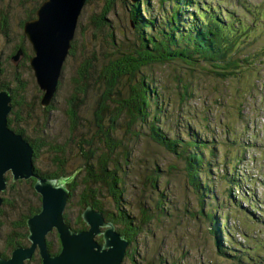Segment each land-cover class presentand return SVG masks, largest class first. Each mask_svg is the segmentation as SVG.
Listing matches in <instances>:
<instances>
[{"label":"trees","instance_id":"16d2710c","mask_svg":"<svg viewBox=\"0 0 264 264\" xmlns=\"http://www.w3.org/2000/svg\"><path fill=\"white\" fill-rule=\"evenodd\" d=\"M123 1L102 0L101 7L98 9L99 13L97 10L91 13V21L96 20V30L106 35L102 42L97 41L96 49L93 48V42L91 47L89 45L91 36L88 37L83 31L81 39H77L76 31L67 56V61L70 59L73 64L69 65L67 70L64 66L63 78L59 80L54 100L48 106L43 107L40 104L41 92L32 72L31 78L35 93L31 95L27 80L22 79L20 75L22 74L19 70L22 68L20 65L15 67L16 69L13 68L11 78L0 81V89H10L12 96V109L8 115L9 127L21 133L33 147L34 170L38 175L52 180L60 179L62 185L69 191V199L76 191L78 201L84 209L91 206L101 211L106 221L114 225L121 224L115 226L116 231L129 242L124 260L127 257L133 264H176L184 252L177 257L169 254L168 258H165L156 251L149 259L147 250L144 255L141 253L135 255L140 246L136 239L141 232L153 230L152 236L155 240L157 238V228L154 227L156 224L168 222V224L178 226L181 214L188 212L189 219L203 228L212 257L217 256L230 264H264V219L261 215L251 213V210L241 209V212L238 208L234 210L227 207L226 202L229 196H235V199L238 197L244 201L250 200V204H252L251 200H259L256 192L251 188L250 169L242 164L245 161L242 160L245 155H238L237 158H232L229 154L222 155L226 172L221 177L226 185L224 189L226 198L217 204L211 202L214 196L208 185L209 175L206 170L210 162L206 150L208 152L209 150L197 136H195L196 140L191 138L184 141L175 133L167 134L161 129V122L165 118L163 115L164 101L162 97V99L158 97L159 94L156 98L151 95L152 93L150 94L151 77L144 72L148 66L152 67L153 72H158L163 69L164 65H171L172 61H183L184 64H190V66L197 65L200 61H208L214 62L212 65L218 76L225 77L228 72H233L232 70L227 71L230 64L232 67L229 68L232 69L237 66L230 62L228 55L252 38L248 26L225 11L221 14L218 4L206 0H158L162 11L155 15L147 12L146 17H142L140 10H137L140 0ZM122 3L132 5L131 9L128 5L124 6L127 10L130 9L129 17L135 24L134 28L130 26L129 29V34L133 37L131 41L125 33L118 38L110 30L114 8ZM183 5L192 7L193 11H184L183 15H180ZM145 6L147 7L146 3ZM37 8L26 9V15L21 18L24 21L33 18ZM144 11L148 9L145 8ZM0 15L7 17L4 14ZM5 17L3 20L0 19L1 28L8 24ZM77 27H79V22ZM20 28L22 31V27ZM190 29L193 30L192 33ZM15 42L13 51L16 52L21 48L23 58H27L30 49L24 43V34L20 33L19 38H15ZM90 50L92 53L89 59ZM261 55L258 62L264 61V48L261 49ZM262 76H264V70L257 75V79ZM185 79L182 82L180 78H174V88L177 92L179 90L183 101L192 94L191 84ZM176 85L181 88L178 89ZM152 90L157 92L155 88ZM86 91L87 94H85ZM64 92L65 97L62 94ZM88 95L90 96L88 103L92 108V119H88L89 138L82 139L78 149L79 164L72 168L71 158L66 159L65 157L68 138H65L63 134L58 137L51 133V130L46 127V122L56 124L55 115L52 112L58 109L56 103L59 100L56 97L62 96L64 104L60 108L61 114L69 132L72 133L78 124H82V99L86 101ZM38 109H40L39 114H37ZM122 121H125L129 129L138 123L147 124L150 132H147L148 137L165 148L164 156L172 159L171 155L174 154L180 160L176 161V164H171L167 172L174 174L185 193H188L189 185H192V189L202 187L206 193H209L211 201H208L204 194H198L196 206L190 199L185 201L181 207L176 205V200L171 198V186L160 184L161 176L165 173L161 172L160 161L153 158L146 159L144 168L147 177L150 178L153 192L155 189L158 190V197L153 199L154 204L151 206V202L148 201L142 206L139 205L138 214L119 207L124 196L123 178H127L122 172L137 158L139 144L142 143L138 132L123 130ZM227 132L230 136H234L229 127ZM238 144L240 141L237 142ZM251 147L254 148V145ZM215 148L217 149V145L213 146L210 152L216 158ZM42 149L47 153V160H43L40 156L39 150ZM43 161L47 162L51 169L41 170L39 164ZM7 173L6 177L9 181ZM199 173L203 174V178L198 177ZM23 182L29 195L37 199L38 203L33 204L31 199L24 202L20 197L19 200L27 206L23 213H20L22 211L16 213L17 217L11 221V233H6L5 237H2L0 257L3 258L8 257L16 247L30 243L26 219L40 211L41 197L34 190L35 179L31 178ZM232 189L238 192L233 193ZM102 192H106L114 200L117 208L115 215L111 216L102 209L100 199L103 196ZM244 196H248L249 199ZM258 204L262 205L261 202ZM213 209L217 212L213 213ZM78 218L74 226L71 225L72 228L76 231L86 229L87 225L81 219L80 214ZM233 218L236 219L234 222L231 221ZM258 224L261 229L256 231ZM208 232L214 235V239H209ZM235 234L239 235L242 241H236L233 238ZM222 239L229 243H227L229 249L224 248ZM98 240L101 241L100 238ZM46 241L51 253H54L47 237ZM146 245L148 247L149 242ZM163 247L164 244H161L159 251ZM59 250L60 246L55 253ZM32 260H36L38 264L42 262L38 253H35L29 261Z\"/></svg>","mask_w":264,"mask_h":264},{"label":"rangeland","instance_id":"374dc122","mask_svg":"<svg viewBox=\"0 0 264 264\" xmlns=\"http://www.w3.org/2000/svg\"><path fill=\"white\" fill-rule=\"evenodd\" d=\"M42 1L43 0H0V14L7 15L8 17L4 16L8 24L6 26L2 25V28L0 27V81H6L7 78H11L13 68L20 65V67L23 68L19 69L22 73L20 75L22 79L24 78L27 80L26 83L31 95L35 93L31 72H34L32 66L35 67L33 59L36 54L32 52V44L25 33L24 43L26 47L30 49L27 58H23V54H20L18 51L14 52L13 46L16 44L15 38H19L20 33H23V23L25 21L21 17L24 18L26 15L25 10H31L34 7L37 8ZM206 1L218 4L221 14L225 11L231 14L233 18L240 19L248 26L249 32L252 35V38L244 42V44L240 45L228 55L227 58L230 62L237 65L233 69L229 68L232 67V64L228 67L227 71L232 70L233 72H228L225 77L218 76L212 65L214 62L210 63L208 61H200L197 65L193 64L192 66H190V64H184L183 61H172L170 62L171 65H164L163 69L158 72H153L151 66H148L144 72L151 77L150 94L152 93L151 95L155 98L159 94L160 96L158 95V97H160V99L163 98L164 101L163 115L165 118L161 122V129L167 134H170V132L175 133L184 141L191 138L196 140L198 137L200 141L205 143L206 149L209 150V152L206 150V155L210 159L209 166L206 170L209 175L208 185L211 187L212 191H210L214 199L211 201L209 193H206L202 187L192 189V185H189V189L187 190L188 193H185L179 181L174 177V174H169L167 172L171 164H176V161H180L177 156L174 154L171 155L172 159L164 156L165 148L156 144L148 137L147 132H150L147 124L138 123L135 127L129 129L125 121H122L121 126L123 130H129L133 133L138 132L142 143L139 144L140 149L137 158L122 172L127 178H123L125 182L124 196L119 207L125 210H132L133 213L138 214L139 205L142 206L148 203V201L151 202V206L154 204L153 199L158 197V190L155 189L153 192L150 178L147 177V172L144 168L147 161L146 159L150 160L153 158L160 161L161 172L165 173L161 176L160 184L163 186L167 184L171 186V198L176 200V205L181 207L185 201L190 199L194 206H196L198 194H204L208 201L210 200L214 204H217L218 202L224 201L226 198L224 190L226 189V185L221 177V175L226 172L222 155L229 154L230 157L237 158L238 155L244 154L245 156L242 160L244 159L245 161L242 164L248 166L250 169L252 178L251 188L256 192L260 201L258 199L251 200L252 204H250V200L244 201L241 198L237 197L235 199V196H229L226 198L227 207L234 210L238 208L241 212V209L251 210V213L254 215H261L264 219V76L257 79V75L264 70V61L258 62L262 57L261 49L264 48V0ZM101 2L102 0H88L81 10L79 27H77L78 29L76 28L78 33L77 39H81L84 31V34H87L88 37L91 36L89 45L91 47V43L93 42V48L95 49L97 48V41L102 42L106 36L96 30V20L91 21L90 18L91 13L96 10L99 13L98 9L101 7ZM123 2H125V0ZM127 5L130 9L132 8V5L124 3H122V5L118 4L116 8H114L111 16L112 24L110 30L118 38L125 33L131 41L133 37L129 34V29L130 26L134 28L135 24L129 17L130 9L127 10V7H124ZM159 6L158 0H140L137 10H140L142 17H146L147 12H149L150 15L160 13L162 10ZM145 8L148 9V11H144ZM184 11L190 12L193 11V8L183 5L180 10V15H183ZM4 17L0 15L1 20H3ZM184 18L186 19V16H184ZM224 20L226 19L224 18ZM20 27H22V31ZM183 28L187 29L186 26H183ZM192 32L193 30L190 29V33ZM5 34H8V36H5ZM12 51L14 52L13 54ZM91 53L90 50L88 54L89 59L91 58ZM31 58L32 66L30 63ZM72 64L73 61H70V59L67 61L66 57L62 70H64V66L67 70L69 65ZM172 67H174V69H172ZM222 71L227 73L225 70ZM175 77L180 78L182 82L183 79L186 78L185 80L191 84L192 94L184 101L181 100L179 90L177 92L174 88ZM62 78L63 75L61 74L60 80ZM152 88H155L157 92H154ZM43 93H45L44 90L42 91V94ZM87 93L86 91L85 94ZM62 94L65 97V92ZM64 97L57 96L56 99L59 100L56 103L58 109L55 111L51 110L53 111L52 114L55 115L56 124L54 122H50L49 124L46 122V127L48 130H51V133H54V135L60 137L63 134L65 138H68L69 141L66 139L68 146L66 148L65 157L66 159L71 158V163H73L72 168H75L79 164L78 149L79 146H81L82 139L84 137L89 138V134L87 133L89 129L88 119H92V108L88 103L90 99L88 95L86 101L82 99V124H78L73 130L74 132L72 131V133H70L60 109L64 104ZM39 112L40 109L37 110V114H39ZM228 127L230 131L234 133V136L228 134ZM36 135H38V133H36ZM239 141L240 144L237 145ZM216 145L217 157L215 158L210 151L212 147ZM252 145H254V148L251 147ZM39 151L42 159L47 160L46 151H43V149ZM39 166L43 171L51 169L50 165L44 161L39 164ZM12 174L9 172L7 173L10 180L8 181L6 189L2 192L3 200L5 199V201L2 202L0 208V246H2V237L6 233H11L10 223L17 217L18 214L16 213L20 211H22L20 213H23L25 211L27 204L21 202L19 200L20 197H22L24 202L27 199H31L33 204L37 205L38 203L37 199L35 200L29 195L23 179L13 181L11 180ZM121 176L123 177V175ZM198 177L203 178V174L199 173ZM183 185H185L184 181ZM252 190L250 192H252ZM232 192L237 193L238 191L232 189ZM102 193L103 196L100 197L102 209L105 210L106 213H110L111 216L115 215L117 208L114 200L106 192ZM162 194L165 195V193ZM244 197L249 199L248 196ZM6 198L8 199L7 201ZM258 202H261L262 205L259 206ZM41 205L42 203H40V208ZM83 209L84 207L78 201L76 191L73 192V196L69 199L64 210L65 218L70 225L74 226V222L79 219L78 215L80 214L81 216ZM260 211H262V213ZM212 212L216 213L217 210L213 209ZM179 220L178 226L168 224V222L156 224L154 226L157 228V238L155 240L152 236L153 230L141 232L136 239L140 243V246L135 255H138V253L144 255L147 250L149 259L153 257L156 251L161 253L163 257L168 258L169 254H173L177 257L180 253L184 252V255L178 259L176 264H230L228 261L220 259L217 256H211L212 254L209 253V247L204 237L203 228L200 224L194 223L189 219L188 212L181 214ZM235 220L234 218L231 219L232 222ZM117 225L121 224L118 223L115 226ZM259 229H261V226L258 224L256 226V231H259ZM100 230L101 233L96 234L95 237L97 242L104 241L102 233L104 230L102 227H100ZM207 234L209 239H214V235L211 232ZM46 237L51 243V249L55 253L60 246L57 232L55 230L48 232ZM98 238H100L101 241H99ZM233 238L236 241H242L237 234H235ZM222 240L224 248L227 247L229 249V243L224 239ZM147 242H149L148 247L146 245ZM161 244H164V247L159 251V246ZM31 245L32 242L24 246L31 247ZM11 255L0 258L9 259ZM27 264L38 263L36 260H32ZM123 264L133 263L126 257Z\"/></svg>","mask_w":264,"mask_h":264},{"label":"water","instance_id":"95a60500","mask_svg":"<svg viewBox=\"0 0 264 264\" xmlns=\"http://www.w3.org/2000/svg\"><path fill=\"white\" fill-rule=\"evenodd\" d=\"M86 0H72L73 13L68 11L56 14L61 9L56 0H44L36 10L35 17L24 22L25 33L31 42V50L36 56L30 59L33 76L41 90L40 104L43 107L53 102L57 92L62 66L74 39L81 10ZM52 12V13H51ZM36 16L38 18H36ZM55 21L54 30L45 27ZM22 54V49L17 50ZM45 93L42 94V91ZM10 89L0 90V207L2 192L6 189V173L11 180L34 178L35 190L41 197V208L37 214L28 217V239L31 247H18L12 251L11 258H0V264H23L35 249L41 256L42 264H120L127 247V240L114 231L112 223H105L101 214L89 206L82 217L88 228L76 231L66 221L64 210L69 201V191L60 179H49L38 175L34 170L33 147L21 133L8 125V115L12 109ZM100 226H111L103 233L104 244L95 240L100 234ZM57 228L60 250L54 255L48 248L46 235Z\"/></svg>","mask_w":264,"mask_h":264},{"label":"bare ground","instance_id":"6f19581e","mask_svg":"<svg viewBox=\"0 0 264 264\" xmlns=\"http://www.w3.org/2000/svg\"><path fill=\"white\" fill-rule=\"evenodd\" d=\"M44 1V0H43ZM42 1V2H43ZM56 3H57V5L61 8V9H59L57 12H56V14L55 15H57V14H63L64 16H65V12L64 11H68V15L69 14H72L73 13V8H72V0H56ZM39 7V6H38ZM52 13V12H51ZM36 14V13H35ZM34 18V17H33ZM36 18H38L37 16H36ZM32 19V18H31ZM54 24H55V21L54 22H50L46 27H45V30L46 31H48V30H54L55 29V26H54ZM88 207V206H87ZM86 207V208H87ZM92 210H94L95 212H98V213H100L101 214V216H102V218H103V220H104V222L105 223H108L109 221H106L105 220V218H104V216H103V214H102V212L101 211H99V210H96V209H94V208H92L91 206H89ZM85 208V209H86ZM84 209V210H85ZM83 210V211H84ZM83 213V212H82ZM82 213H81V217H82ZM82 219H83V217H82ZM83 221H84V219H83ZM85 222V221H84ZM86 223V222H85ZM110 223H112V222H110ZM86 225H87V223H86ZM112 226L114 227V231H116V228H115V225L112 223ZM100 227H102L103 228V230L105 231L106 229H108V228H110L111 226H100ZM87 228H88V225H87ZM86 228V229H87ZM54 230L57 232L58 230H57V228H55L54 227ZM79 231V230H78ZM103 231V232H104ZM100 232H101V230H100ZM117 232V231H116ZM118 233V232H117ZM120 234V233H119ZM121 235V234H120ZM122 236V235H121ZM95 237H96V235H95ZM94 237V238H95ZM59 238V237H58ZM124 238V237H123ZM124 239H126V238H124ZM127 240V239H126ZM30 241V240H29ZM60 241V240H59ZM104 242H105V240L103 241V242H98V243H100V244H104ZM127 242H128V240H127ZM128 244H129V242H128ZM128 244H127V246H128ZM16 248H18V247H16ZM15 248V249H16ZM126 249H127V247H126ZM126 249H125V253H124V256H123V258H122V261H121V263L120 264H122L123 263V260H124V258H125V254H126ZM14 250V249H13ZM12 250V251H13ZM35 253H38V250H36L35 249V252H33L32 253V255H31V257L29 258V259H25L24 261H23V264H25L27 261H29V260H31V258L33 257V255L35 254ZM57 253V252H56ZM56 253H54V255L56 254ZM38 255L40 256V254L38 253ZM41 257V256H40ZM41 261H42V259H41Z\"/></svg>","mask_w":264,"mask_h":264},{"label":"flooded vegetation","instance_id":"af4514ba","mask_svg":"<svg viewBox=\"0 0 264 264\" xmlns=\"http://www.w3.org/2000/svg\"><path fill=\"white\" fill-rule=\"evenodd\" d=\"M59 239V238H58ZM60 243V242H59Z\"/></svg>","mask_w":264,"mask_h":264}]
</instances>
